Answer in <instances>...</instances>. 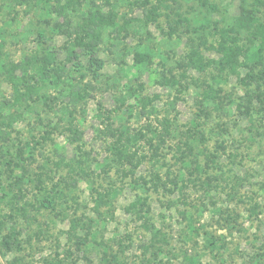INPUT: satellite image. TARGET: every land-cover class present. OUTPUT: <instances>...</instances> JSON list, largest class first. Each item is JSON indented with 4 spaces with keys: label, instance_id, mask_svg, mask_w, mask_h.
Segmentation results:
<instances>
[{
    "label": "rangeland",
    "instance_id": "374dc122",
    "mask_svg": "<svg viewBox=\"0 0 264 264\" xmlns=\"http://www.w3.org/2000/svg\"><path fill=\"white\" fill-rule=\"evenodd\" d=\"M74 1L70 10L65 0H0V241L18 240L9 251L0 246V264H264V62L244 57L236 73L182 67L184 25L205 15L227 28L241 0H207L213 12L198 0H168L152 23L143 11L157 0ZM110 10L116 30L103 29L95 79L74 29L84 15ZM50 53L48 68L60 69L61 80L51 72L38 98L14 103L9 67ZM136 54L148 60L137 64ZM142 97L151 100L149 118ZM164 119L165 142L153 140V156L139 141L147 158L134 175L113 160L120 133L151 123L158 136ZM156 174L167 186L154 191ZM137 196L149 206L141 217L130 207ZM46 199L49 209L40 206Z\"/></svg>",
    "mask_w": 264,
    "mask_h": 264
},
{
    "label": "trees",
    "instance_id": "16d2710c",
    "mask_svg": "<svg viewBox=\"0 0 264 264\" xmlns=\"http://www.w3.org/2000/svg\"><path fill=\"white\" fill-rule=\"evenodd\" d=\"M65 8L74 10V6L77 4L74 0H65ZM168 0H157V5L145 9L143 11L145 15V21L152 23L155 18L159 15L158 10L162 5L166 7ZM172 3H176L177 0H170ZM206 11L213 12L214 6L210 4L207 0H198ZM166 4V5H165ZM63 8V7H62ZM60 8L58 13L62 12L65 8ZM167 8L169 6L167 5ZM264 9V0H252L249 7L246 6V0H241L238 7V15L235 17L231 26L227 28L220 27L216 21H210L205 15L203 16V22L199 24L186 23L185 28L189 31L190 36L187 39V45L189 51L182 63L183 68L192 69L197 72H205L208 68H213L218 73H236L237 68L240 67L241 59L245 57L246 60L253 63L254 65L261 66L264 62V21L261 20L260 9ZM62 9V10H61ZM206 14V13H205ZM177 21L180 19V15H177ZM116 14L114 11L110 10L107 13H101L98 11L90 12L82 17V22L77 25L74 32H76V38L74 45L81 46L88 56V67L93 77L96 79L99 76L100 70L103 68V61L96 57V51L98 46L102 43V34L104 27H111L116 30ZM69 27V25H68ZM63 32V34L68 38H72V34L69 28ZM60 28V27H58ZM214 37V44L209 43L208 37ZM243 41H247L250 46L256 44V51L248 54V48L246 43L243 45ZM211 50L218 55L215 59H206L204 57L203 51ZM73 51L68 50L69 56L73 54ZM53 53L48 55H43L41 58L37 56L24 57L19 63L9 67L8 72V82L12 86L14 94V103H19L21 101L35 100L40 95L45 81L50 78L51 72L55 76L57 81L61 80L62 73L60 69H49V64H51ZM137 64H142L147 61V57L142 54H136L134 57ZM19 72L20 77H16V73ZM264 73V72H262ZM263 75V74H262ZM209 91H212L211 89ZM207 94H205L206 96ZM77 93L75 95L70 94L72 99H77ZM140 102V112L141 114L150 117L148 112L149 106H151V100L146 97L138 99ZM175 103L171 104L174 108ZM148 106V108H147ZM199 113H204L199 107ZM199 116V115H198ZM197 116V117H198ZM163 127L162 134L156 136L155 128L154 131L151 130L152 124L147 123L143 131H136L132 133L130 131L124 134H119L116 141L112 143L109 147V151L113 160H115L120 165H127L129 167V172L134 175L133 172L142 164V162L147 158L146 155H139V141H146L145 143L149 146V149L154 154L158 152V145H154L155 138H159L158 143H164L165 135H168V126L170 121L164 119L159 122ZM145 132H152L151 137H147ZM81 139V133L77 130L71 131V137L69 141L72 143H77ZM178 152L182 154L181 149ZM23 178V176H22ZM151 181L154 183L153 190L157 191L158 188L166 187L165 181H163L158 174L151 176ZM145 179H142L144 182ZM21 184V178H17L15 185ZM51 192L56 194V186L52 185ZM52 200L46 199L43 203H40L41 208L49 209L52 206ZM131 211L136 216H143L149 212V206L146 199L141 197H135V200L130 204ZM91 222V221H89ZM78 220H72L70 224V230L75 233L77 229ZM14 245H18V240L11 236H4L0 241V246L5 250L9 251Z\"/></svg>",
    "mask_w": 264,
    "mask_h": 264
}]
</instances>
